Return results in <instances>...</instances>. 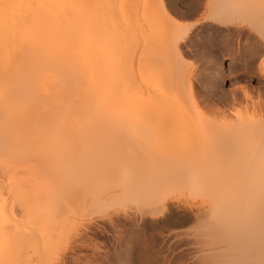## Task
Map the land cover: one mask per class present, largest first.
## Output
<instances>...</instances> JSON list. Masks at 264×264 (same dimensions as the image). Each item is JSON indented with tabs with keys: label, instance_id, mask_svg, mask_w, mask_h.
Here are the masks:
<instances>
[{
	"label": "bare ground",
	"instance_id": "obj_1",
	"mask_svg": "<svg viewBox=\"0 0 264 264\" xmlns=\"http://www.w3.org/2000/svg\"><path fill=\"white\" fill-rule=\"evenodd\" d=\"M169 1L173 10L179 3L189 6L187 17L198 5V0ZM166 3L0 0V264H66L48 236L59 210L42 204L59 185L99 180L103 170L106 176L118 171L122 164L110 161L105 146L121 136L178 133V144L185 149L209 155L200 158L204 171L230 161L243 168L237 167L238 175L229 182L225 175L216 180L217 169H210L211 181L203 177L190 185L159 184L158 206L145 203L148 216H162L169 202L164 197L182 185L186 200L199 198L201 210L192 215L206 219L208 227L224 233L264 232V103L253 102L252 111L236 112L234 119H210L213 112L224 116L227 111L218 104L252 100L255 88L220 90L211 93V99H200L182 64L179 42L185 31ZM202 8L198 26L210 21L223 27L235 23V16L250 23L264 42V0H204ZM255 53L245 60L250 73ZM227 62L234 70L243 63L235 58ZM256 67L258 79L264 80V54ZM34 146L47 153L28 155ZM92 151L101 155L94 165L88 158ZM144 169L153 170L154 161L146 162ZM130 191L116 192V199L126 193L125 200L138 201V192ZM108 198L102 201H116ZM64 208L69 209L66 204ZM173 220L169 224L179 219ZM108 224L120 222L110 219ZM77 246L71 255L79 253ZM258 249L226 256L242 261L225 264H264V251Z\"/></svg>",
	"mask_w": 264,
	"mask_h": 264
},
{
	"label": "rangeland",
	"instance_id": "obj_2",
	"mask_svg": "<svg viewBox=\"0 0 264 264\" xmlns=\"http://www.w3.org/2000/svg\"><path fill=\"white\" fill-rule=\"evenodd\" d=\"M192 1L196 2V0ZM166 2L170 1L164 0V3ZM197 2L195 3V13L190 17L184 14L189 8L185 3H179L178 10L177 8L173 10V4L171 6L170 3H166V8L169 6V11H172V15L186 34V37L184 36L179 42L183 52L182 64L188 71L193 90L199 95V98L203 97L202 99L209 97L211 99V95L220 90L228 93L233 89H242L245 86L255 88L252 93L254 101H241L236 105L224 107L218 104V107L222 106L219 110H227L223 114L224 116L215 112L209 114L210 119H216V121L234 119L236 112L253 109V102L254 104L256 101L264 103V80L258 79L259 73L256 67L259 57L264 54L263 38H260V34H257L256 30L249 25L250 23H245L243 20L244 23L239 22L241 19L238 17L236 20L235 16L232 21L237 23L229 24L231 23L229 21L226 26L224 23L223 27L216 23L213 25V22L210 21L208 23L200 21L198 26L196 22L204 11L202 8L204 0ZM211 27L215 30H212ZM224 27L226 28L224 29ZM201 29L202 32H200ZM220 29L222 31H218ZM196 33L198 37L195 35ZM204 34L206 35L204 36ZM253 52H258L254 55L258 58L254 62L255 64H252L253 69L250 73L246 68L245 60ZM230 58H235L243 63L240 64V67L237 65L235 70L230 69L232 66L229 67V62H227ZM178 139H180L178 133L166 131L154 134V137H113L105 147L110 161L114 164H122V167L118 171L116 170L117 172L112 169L113 172H109V175L106 176L105 173L108 172L103 170L98 172L96 179L99 180L76 179L73 182L59 185L54 189L49 199L44 200L42 204L44 209L56 208L59 210L58 222L50 230L48 236L54 242L57 252L61 257L63 256V260H66L64 261L66 264H225L242 261L226 256L242 252L250 253L256 248H259V251H264V232L255 234L247 231L224 233L220 229L208 227L206 219L198 220L193 217L197 211L201 210L199 198L193 202L186 200V190L183 189L184 186L181 187L182 185L164 197L169 202L168 209L162 216L158 218H154L153 215V217L148 216L147 208L149 207L147 206L149 205L146 202L152 201L150 204L154 202L152 205L158 206L156 203L161 196L158 189L159 184L187 183L188 185L199 182L198 180L203 177L204 180L211 181L213 176L211 179L208 177L212 175L210 169L213 171L217 169L215 172L218 177L215 176V178L219 181L225 175L226 181L229 182L228 178L231 180V177L235 176L234 173L237 175L239 173L237 170L240 166L236 163L232 164L231 161L228 163L229 165L225 163L220 165L221 167L218 166L220 168H215L214 165H217L211 164L210 168L208 167V172L204 171L205 164L203 165L202 159L200 162V158L206 159L209 155L198 151L199 154L190 148L185 149L183 144H178ZM31 149L33 151L28 153L30 156L47 153L44 147L34 146ZM100 157L101 155L97 151L95 153L92 151L88 156L93 165ZM156 160H158L157 163H155ZM149 161H154V169L146 172L144 165ZM192 165L195 167L194 172ZM131 187L134 192L129 190L132 189ZM135 188L137 190H134ZM124 189L126 190L122 191ZM121 191L138 192L136 196H139L137 199L140 201H136L134 197L135 200L130 198V201L125 200L126 193L123 195L124 197L116 199V194ZM122 192L120 194H123ZM108 196L109 198L115 197L116 201H109V203L106 201L108 204H105V201L102 200H106ZM64 204L66 207L68 205L69 209L64 208ZM142 214H146L144 220H141ZM170 217L172 220H179L171 225L168 222ZM110 219H118L120 225L110 226L108 224ZM164 221L168 223L165 224ZM74 246L80 250L76 254L78 256L72 254L73 257H71L70 252Z\"/></svg>",
	"mask_w": 264,
	"mask_h": 264
}]
</instances>
